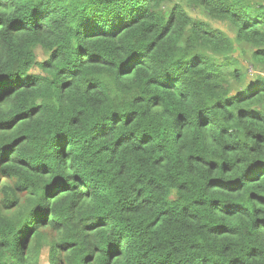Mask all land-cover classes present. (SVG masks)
<instances>
[{"label": "trees", "instance_id": "16d2710c", "mask_svg": "<svg viewBox=\"0 0 264 264\" xmlns=\"http://www.w3.org/2000/svg\"><path fill=\"white\" fill-rule=\"evenodd\" d=\"M179 1L0 0V264H264V0Z\"/></svg>", "mask_w": 264, "mask_h": 264}, {"label": "rangeland", "instance_id": "374dc122", "mask_svg": "<svg viewBox=\"0 0 264 264\" xmlns=\"http://www.w3.org/2000/svg\"><path fill=\"white\" fill-rule=\"evenodd\" d=\"M177 2H180L179 0H176ZM169 7L166 8L168 10ZM188 13L195 19H200L202 21L207 22L210 24L214 29L220 30L224 33H226L229 37L233 38L235 37V34L233 30L230 28L228 23L225 22H219L211 19L203 10L200 8H190L186 7ZM236 51H235V57H237L240 60V63L245 67L249 68V72L251 75H257L260 73V69L256 68L255 65L252 63V53L254 49L249 45H242V44H236ZM37 53V60L38 62H42L46 59V55L43 53L41 49L36 50ZM245 67V68H246ZM39 69L34 68L33 73H38ZM40 264H49L48 262V251L45 249L42 252L41 258H40Z\"/></svg>", "mask_w": 264, "mask_h": 264}, {"label": "snow or ice", "instance_id": "6c2138e0", "mask_svg": "<svg viewBox=\"0 0 264 264\" xmlns=\"http://www.w3.org/2000/svg\"><path fill=\"white\" fill-rule=\"evenodd\" d=\"M3 85H0V90H2Z\"/></svg>", "mask_w": 264, "mask_h": 264}]
</instances>
